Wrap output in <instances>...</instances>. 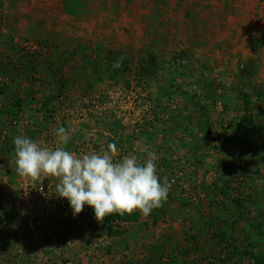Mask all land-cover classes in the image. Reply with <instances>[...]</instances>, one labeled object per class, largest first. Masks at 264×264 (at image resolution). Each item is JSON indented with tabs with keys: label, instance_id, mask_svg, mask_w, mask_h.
<instances>
[{
	"label": "rangeland",
	"instance_id": "rangeland-1",
	"mask_svg": "<svg viewBox=\"0 0 264 264\" xmlns=\"http://www.w3.org/2000/svg\"><path fill=\"white\" fill-rule=\"evenodd\" d=\"M240 1L0 0V41L12 24L30 30L13 56L0 55V75L29 73L16 88L39 94L27 109L48 120L37 142L77 155L115 144V160L142 159L148 148L160 181L171 184L148 217L136 210L98 222L87 205L73 216L57 178L19 176L14 152L1 166L0 264H264V109L254 106L263 95L247 94V111L227 102L235 84L209 62L220 58L219 21L242 15ZM253 24L263 27L264 17ZM114 59L124 62L118 71L108 68ZM16 98L5 131L15 120L27 135L31 118ZM6 137L0 144L12 142Z\"/></svg>",
	"mask_w": 264,
	"mask_h": 264
},
{
	"label": "clouds",
	"instance_id": "clouds-1",
	"mask_svg": "<svg viewBox=\"0 0 264 264\" xmlns=\"http://www.w3.org/2000/svg\"><path fill=\"white\" fill-rule=\"evenodd\" d=\"M119 67V64H114ZM61 144L70 139L63 127L56 130ZM15 171L24 178L43 181L55 177L56 195L67 199L73 216L82 213L85 205L94 210L98 222L109 214H132L139 210L148 217L167 200L171 184L157 175L159 156L148 148L142 159L126 155L119 160L118 149L109 144L102 153L77 155L65 147H42L32 138L17 134L13 138ZM24 189V188H23ZM25 196L28 195V188Z\"/></svg>",
	"mask_w": 264,
	"mask_h": 264
},
{
	"label": "crops",
	"instance_id": "crops-1",
	"mask_svg": "<svg viewBox=\"0 0 264 264\" xmlns=\"http://www.w3.org/2000/svg\"><path fill=\"white\" fill-rule=\"evenodd\" d=\"M5 4H7L6 6H8V2H5ZM238 5L241 6V9L240 7L238 8V12H242V15H239L238 18H236V20L234 21L229 15L226 16L227 22H224V20H221V22L219 21L222 27L219 30L220 34L216 35L217 38H215L214 41L221 45L220 58L217 62H215L216 59L211 56L209 62L212 64V66H216L217 69L219 66L218 70L225 76V83L235 84V88L232 87V85L231 87L225 88L224 92L225 94H227V102L231 103L235 99V103L237 104V106H242L243 111H247L246 106L248 103V98L247 100H241L240 97L242 96V94H261L263 95V98L261 100L264 102V45L261 40V33L264 27L256 26L253 24V19L257 17L258 20L259 16L262 14L260 3H256L254 2V0H242ZM244 10H247V13ZM8 11L9 10L7 7L6 13H8ZM52 14L55 16H59L60 14L62 16L65 15V12L58 11L53 12ZM55 21H57L56 18ZM12 26H8V28L4 30L5 32L0 41V55L3 54L6 57L13 56L12 50L14 51V48L16 49V41L18 40L17 38L20 37L19 35L30 32V30L26 31V27H22L19 24L14 25L15 28H13ZM29 27L30 29L33 28L31 34H33V36H36L37 31H39L38 27H32V23ZM46 31L47 30H45V32ZM216 31H218V29H215V32ZM215 32L212 33L210 31V34L215 35ZM46 36L47 35H45L44 38L47 40L48 38ZM214 41L210 40V49H212L213 46L215 47ZM52 43H54V41H52ZM60 48L68 49L72 47L64 43L60 44ZM67 56L70 57V54H67ZM2 70L3 73L6 72V69ZM45 71L43 72L45 73ZM8 73L9 74L7 75H0V143L3 144L7 140L6 135L9 138H12L11 143L9 142L11 138L7 141L9 142V145L8 143L6 146L0 144V181L2 182L6 181V178L3 179V177L5 175H8V168H1V166H3L4 162L9 159L10 155H13L14 157V154H12L14 153L13 138L18 131L17 129H13L14 127L10 126V128L12 129H10V132H7L5 131V125L10 118V115L8 114L13 115V111H15L14 109H16L15 106L17 105V101L20 102V99L16 97L20 95L22 96V107L23 109H26V115L31 118H28L29 120H27L28 126L26 129V136L29 137L28 134L30 133V138L38 141L37 137L40 131L48 126V120L43 119L41 115H36V112L34 111L32 113V110L30 112H28L27 110L31 106H33V100H40L36 99L39 97L38 92H36V88H34V90L30 89L29 92L25 89L16 88V83H18V81L28 80L27 78L29 76V73H26L24 77L20 76L19 78H17L14 73L10 72V70H8ZM43 76L44 78L48 79L50 75L48 73L43 74ZM1 80L3 81L1 82ZM29 93L33 95L31 96L29 95ZM36 94L38 95L36 96ZM28 95L31 97H28ZM229 97H232V99H230ZM37 104H39V102H37ZM254 106L257 107L255 110L258 113L262 112V110L264 109V103L262 105L261 102L254 104ZM260 121L264 122V118L260 119ZM26 132L24 134H26Z\"/></svg>",
	"mask_w": 264,
	"mask_h": 264
},
{
	"label": "trees",
	"instance_id": "trees-1",
	"mask_svg": "<svg viewBox=\"0 0 264 264\" xmlns=\"http://www.w3.org/2000/svg\"><path fill=\"white\" fill-rule=\"evenodd\" d=\"M108 56V55H107ZM106 56V57H107ZM107 58H109V57H107ZM113 63H115V64H119V66H120V64H124V62H119L118 60H113V62L111 63V62H108V68L111 66V67H114V65H113ZM147 66H148V68H150L149 66H151V67H154L155 66V60H153V59H150V60H148V62H147ZM119 68L120 67H114V69H116L117 71L119 70ZM154 69V68H153ZM150 72V71H149ZM243 96L244 97H246L245 99H247V95H245V94H243ZM249 117V116H248ZM247 118V117H246ZM110 217H112V214H110L109 215ZM117 216H119L120 217V215L119 214H117ZM107 220H109V217H107ZM110 222V221H109ZM117 233H124L123 231H117Z\"/></svg>",
	"mask_w": 264,
	"mask_h": 264
},
{
	"label": "built area",
	"instance_id": "built-area-1",
	"mask_svg": "<svg viewBox=\"0 0 264 264\" xmlns=\"http://www.w3.org/2000/svg\"><path fill=\"white\" fill-rule=\"evenodd\" d=\"M261 12H262V14L260 15V17L258 19L259 21H261V18L264 17V1L261 3ZM263 27H264V25H263ZM261 40H262V43L264 45V28H263V31L261 33ZM18 124L19 123L17 121H15V120L11 122V126L12 127L17 126Z\"/></svg>",
	"mask_w": 264,
	"mask_h": 264
}]
</instances>
